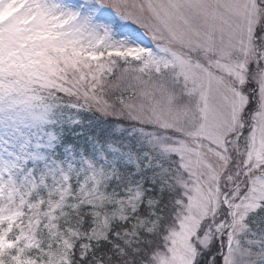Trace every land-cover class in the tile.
<instances>
[{
    "label": "snow or ice",
    "instance_id": "1",
    "mask_svg": "<svg viewBox=\"0 0 264 264\" xmlns=\"http://www.w3.org/2000/svg\"><path fill=\"white\" fill-rule=\"evenodd\" d=\"M0 264H264V0H0Z\"/></svg>",
    "mask_w": 264,
    "mask_h": 264
}]
</instances>
